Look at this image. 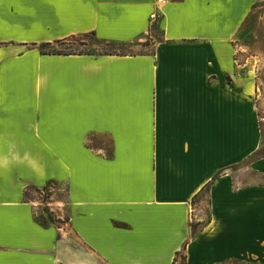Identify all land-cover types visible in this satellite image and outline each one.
<instances>
[{"label": "crops", "instance_id": "1", "mask_svg": "<svg viewBox=\"0 0 264 264\" xmlns=\"http://www.w3.org/2000/svg\"><path fill=\"white\" fill-rule=\"evenodd\" d=\"M255 3L0 0V264H174L181 251L187 264H245L264 252V162H243L259 137L256 89L235 47ZM88 33L153 49L40 50ZM47 183L67 190L60 224H42L27 197ZM193 204L196 220L207 213L197 233Z\"/></svg>", "mask_w": 264, "mask_h": 264}, {"label": "rangeland", "instance_id": "2", "mask_svg": "<svg viewBox=\"0 0 264 264\" xmlns=\"http://www.w3.org/2000/svg\"><path fill=\"white\" fill-rule=\"evenodd\" d=\"M157 26H153L155 30ZM67 43L56 44V49L83 51L85 53H102L104 51L114 52H130L138 53L151 51L154 43L153 38H148L141 43H113L101 39L93 33L75 35L70 37ZM237 73L247 77V81L255 85L256 92L252 95L251 104L253 105V114L258 121V142L255 147L251 148L249 157L243 162L246 164H253L259 160L264 162V0H256V3L251 11L249 18L245 21L242 28L238 32L235 41ZM242 162L233 165V173L235 174V190L241 188L246 182L237 180L236 177L241 175ZM250 174H255L250 171ZM254 183V179L246 178ZM257 179V178H256ZM257 184V182H255ZM254 183V184H255ZM28 199L38 201L39 211L37 212V219L46 224L62 223L66 218L61 219L58 216L56 205L61 206L57 201H65L67 197V190L64 186H56L52 183H47L42 187H32L27 190ZM193 204V230L197 233L202 224L207 220V213L204 212L205 218L203 221L196 220L194 216ZM207 211V210H206ZM208 212V211H207ZM263 254V255H262ZM261 255L251 256L246 260L245 264H264V252ZM187 256L184 251L177 256L176 264H184L183 257ZM101 264H106L102 262ZM232 264H237L233 261Z\"/></svg>", "mask_w": 264, "mask_h": 264}, {"label": "trees", "instance_id": "3", "mask_svg": "<svg viewBox=\"0 0 264 264\" xmlns=\"http://www.w3.org/2000/svg\"><path fill=\"white\" fill-rule=\"evenodd\" d=\"M67 41V40H66ZM66 41H60L56 44H63V43H67ZM56 44H53V43H50V42H46V43H43L40 45V50L42 53H45V54H51V53H59V54H83L85 52L83 51H73V50H63V49H56L55 48V45ZM102 53H105V54H115V53H119V52H114V51H104ZM42 224H46L44 223L43 221H41ZM181 252H178L177 253V256L180 254ZM177 256L175 258V261H174V264L177 263ZM183 261H184V264H187V256H184L183 257Z\"/></svg>", "mask_w": 264, "mask_h": 264}, {"label": "built area", "instance_id": "4", "mask_svg": "<svg viewBox=\"0 0 264 264\" xmlns=\"http://www.w3.org/2000/svg\"><path fill=\"white\" fill-rule=\"evenodd\" d=\"M159 16H160V15H159L158 13H153V14L151 15V19H152V20H156Z\"/></svg>", "mask_w": 264, "mask_h": 264}]
</instances>
